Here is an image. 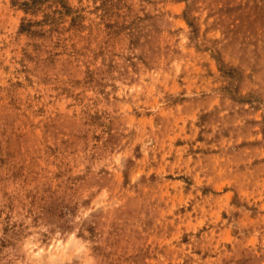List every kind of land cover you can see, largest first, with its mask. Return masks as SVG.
Instances as JSON below:
<instances>
[{"label": "rangeland", "instance_id": "1", "mask_svg": "<svg viewBox=\"0 0 264 264\" xmlns=\"http://www.w3.org/2000/svg\"><path fill=\"white\" fill-rule=\"evenodd\" d=\"M0 264H264V0H0Z\"/></svg>", "mask_w": 264, "mask_h": 264}]
</instances>
